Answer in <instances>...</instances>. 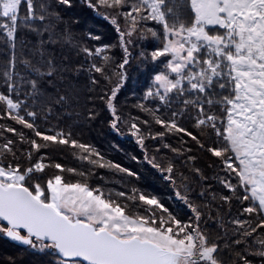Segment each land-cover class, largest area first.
Segmentation results:
<instances>
[{
	"label": "trees",
	"instance_id": "trees-1",
	"mask_svg": "<svg viewBox=\"0 0 264 264\" xmlns=\"http://www.w3.org/2000/svg\"><path fill=\"white\" fill-rule=\"evenodd\" d=\"M158 1L166 25L196 24L191 0ZM115 3L124 15L122 4L143 6ZM98 11L87 0H21L16 16L0 13V165L29 174L24 185L34 195L41 186L47 203L49 181L61 177L103 190L126 214L157 227L196 224L199 214L219 264H264V212L242 184L222 125L202 119L223 120L236 96L230 75L205 91L186 83L166 102L146 95L153 75L166 71L152 67L156 38L141 47L147 60L139 49L131 56L119 16ZM155 25L162 41L165 26ZM207 32L226 34L219 26ZM2 96L19 105L17 114ZM31 245L0 233V264H73L53 245L46 252Z\"/></svg>",
	"mask_w": 264,
	"mask_h": 264
},
{
	"label": "rangeland",
	"instance_id": "rangeland-1",
	"mask_svg": "<svg viewBox=\"0 0 264 264\" xmlns=\"http://www.w3.org/2000/svg\"><path fill=\"white\" fill-rule=\"evenodd\" d=\"M116 1L99 0L98 7H95V0H87L89 5L100 9L99 13L119 16L117 23L131 56L139 49L147 60L149 56L141 47L148 43L145 42L147 39L156 38L157 44L151 50L152 67L165 66L166 71L153 75L152 87L146 95L156 94L166 102L168 95L186 83L193 91H205L223 73L230 75L236 96L230 101L223 120L214 116L202 119L222 125L220 132L239 165L242 184L253 203L264 212V0H191L197 21L189 28L166 25L162 4L158 0H142L143 6L140 7H137L139 4H122L121 8L127 9L125 15L117 11ZM20 2L0 0V13L16 16ZM159 23L165 26L162 41L159 39L161 31L155 25ZM213 26L225 28L226 34L211 36L207 28ZM150 31L152 35H149ZM9 33L13 35L11 30ZM202 50L207 54L204 61L200 54ZM2 97L11 112L17 114L19 105L11 97ZM138 141L142 147V141ZM215 152L222 153L221 150ZM145 158L159 169L152 157L146 155ZM226 163L231 164L229 160ZM28 175L0 165V183L5 186L24 185ZM167 176L170 178L171 174L168 172ZM36 190L35 196L44 201L42 187L37 185ZM49 191L48 203L73 220L92 223L97 229H106L123 239L137 237L153 241L179 253V264H219L214 257L216 247L207 244L197 225L199 214L195 212L196 224L157 227L126 214L107 199L101 189L67 184L57 177L49 181ZM145 199L155 202L154 199ZM8 228L1 227L0 233L6 236ZM36 240L31 248L42 252L52 248L50 242Z\"/></svg>",
	"mask_w": 264,
	"mask_h": 264
},
{
	"label": "water",
	"instance_id": "water-1",
	"mask_svg": "<svg viewBox=\"0 0 264 264\" xmlns=\"http://www.w3.org/2000/svg\"><path fill=\"white\" fill-rule=\"evenodd\" d=\"M0 220L8 225L10 240L22 246L34 239L50 242L63 260L73 264H177L179 256L153 241L123 239L92 223L72 220L25 185L0 183Z\"/></svg>",
	"mask_w": 264,
	"mask_h": 264
},
{
	"label": "bare ground",
	"instance_id": "bare-ground-1",
	"mask_svg": "<svg viewBox=\"0 0 264 264\" xmlns=\"http://www.w3.org/2000/svg\"><path fill=\"white\" fill-rule=\"evenodd\" d=\"M44 22V21H43ZM146 114V113H145ZM147 116V115H146ZM137 118V117H136ZM158 130V129H157ZM164 138V137H163ZM155 143H157V142H155ZM150 147H154V146H150ZM151 153V152H150ZM171 174V173H170Z\"/></svg>",
	"mask_w": 264,
	"mask_h": 264
}]
</instances>
